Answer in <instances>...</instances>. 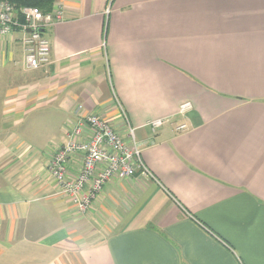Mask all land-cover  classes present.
<instances>
[{
	"label": "crops",
	"instance_id": "1",
	"mask_svg": "<svg viewBox=\"0 0 264 264\" xmlns=\"http://www.w3.org/2000/svg\"><path fill=\"white\" fill-rule=\"evenodd\" d=\"M54 7L45 66L0 34V264H264V0ZM85 115L132 128L146 173L80 214L47 165Z\"/></svg>",
	"mask_w": 264,
	"mask_h": 264
},
{
	"label": "built area",
	"instance_id": "2",
	"mask_svg": "<svg viewBox=\"0 0 264 264\" xmlns=\"http://www.w3.org/2000/svg\"><path fill=\"white\" fill-rule=\"evenodd\" d=\"M63 18V12L58 7H53L48 14H42L30 7L18 11L8 2L0 1V34L8 35L15 30L22 34L24 62L30 70H37L49 63L50 44L41 30L61 22ZM190 108L191 104L185 102L180 105L179 113L184 114ZM165 123H168L166 119L152 120L146 127L155 132ZM186 129L185 124L176 127L177 132ZM84 132H88L87 140L76 141ZM126 136L132 142L131 146L103 119L87 115L71 126L66 133L65 146L58 147L50 158L47 166L49 173L60 192L73 199L78 213L83 214L90 208L103 185L112 178H131L138 170L146 173L135 144L134 130L128 128ZM73 155L81 156L82 168L76 178L69 179L67 164Z\"/></svg>",
	"mask_w": 264,
	"mask_h": 264
},
{
	"label": "trees",
	"instance_id": "3",
	"mask_svg": "<svg viewBox=\"0 0 264 264\" xmlns=\"http://www.w3.org/2000/svg\"><path fill=\"white\" fill-rule=\"evenodd\" d=\"M0 1L8 2L12 6H14V8L18 11L20 8L30 7V8H36L42 14H48L53 10L56 0H0ZM19 20L21 21V18H19Z\"/></svg>",
	"mask_w": 264,
	"mask_h": 264
},
{
	"label": "rangeland",
	"instance_id": "4",
	"mask_svg": "<svg viewBox=\"0 0 264 264\" xmlns=\"http://www.w3.org/2000/svg\"><path fill=\"white\" fill-rule=\"evenodd\" d=\"M87 115H85V116H82L81 118H84V117H86ZM148 128V127H147ZM49 162H50V160H49ZM49 162H48V164H49ZM48 166V165H47Z\"/></svg>",
	"mask_w": 264,
	"mask_h": 264
},
{
	"label": "water",
	"instance_id": "5",
	"mask_svg": "<svg viewBox=\"0 0 264 264\" xmlns=\"http://www.w3.org/2000/svg\"><path fill=\"white\" fill-rule=\"evenodd\" d=\"M41 32H43V31L41 30Z\"/></svg>",
	"mask_w": 264,
	"mask_h": 264
}]
</instances>
